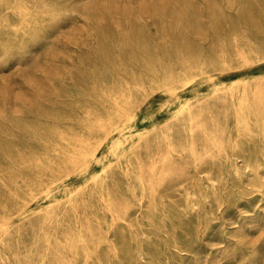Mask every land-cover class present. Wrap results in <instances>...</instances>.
Wrapping results in <instances>:
<instances>
[{
	"label": "rangeland",
	"instance_id": "obj_1",
	"mask_svg": "<svg viewBox=\"0 0 264 264\" xmlns=\"http://www.w3.org/2000/svg\"><path fill=\"white\" fill-rule=\"evenodd\" d=\"M0 264H264V0H0Z\"/></svg>",
	"mask_w": 264,
	"mask_h": 264
},
{
	"label": "bare ground",
	"instance_id": "obj_2",
	"mask_svg": "<svg viewBox=\"0 0 264 264\" xmlns=\"http://www.w3.org/2000/svg\"><path fill=\"white\" fill-rule=\"evenodd\" d=\"M142 260H144V259H142Z\"/></svg>",
	"mask_w": 264,
	"mask_h": 264
}]
</instances>
